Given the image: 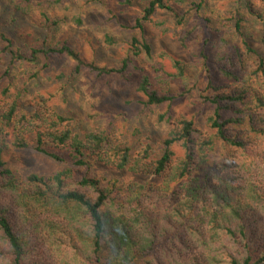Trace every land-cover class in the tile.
<instances>
[{
    "label": "trees",
    "instance_id": "1",
    "mask_svg": "<svg viewBox=\"0 0 264 264\" xmlns=\"http://www.w3.org/2000/svg\"><path fill=\"white\" fill-rule=\"evenodd\" d=\"M140 1L142 9L132 23H118L131 33L119 66L86 60L67 41L31 47L23 55L0 29V58L10 57L2 73L8 83L0 96L10 100L11 64L22 61L34 68L40 57L51 55L72 61L69 73H61L59 80L75 79L84 69L97 77L128 80L127 69L135 57L151 54L144 25H164L153 21L157 12L164 11L183 26L188 11L199 12L207 4L206 0ZM177 6L186 7V12ZM228 21L226 30L241 37L247 26L261 27L264 45V0H237ZM45 22H50L45 26L57 24L49 18ZM190 33L186 30L179 37L188 52ZM229 33L215 45L220 48L217 60L229 61L218 68L232 82L218 84L206 75L199 100L212 109L204 132L192 118L165 111L158 117L172 127L158 144L152 141L135 151L137 145L120 140L111 127L77 130L69 117L47 108V98L40 97L31 109L20 102L22 89H18L9 102L0 101V264H264V59L242 62L243 55L255 51L242 40L245 50L240 52ZM106 40L113 43L111 37ZM191 53L206 62L203 48ZM235 60L239 75L227 68ZM172 65L185 80L187 67L177 59ZM38 74L35 70L32 76ZM148 82L143 76L138 86L142 111L169 110L175 97L150 89ZM30 137L35 151L86 172L77 179L71 168L52 176L18 179L6 166L3 152L9 144L27 147ZM174 145L180 146V156ZM91 162L127 169L146 180L131 181L120 192L88 172Z\"/></svg>",
    "mask_w": 264,
    "mask_h": 264
},
{
    "label": "rangeland",
    "instance_id": "2",
    "mask_svg": "<svg viewBox=\"0 0 264 264\" xmlns=\"http://www.w3.org/2000/svg\"><path fill=\"white\" fill-rule=\"evenodd\" d=\"M206 3L199 12L188 11L183 26L177 25L174 18L164 11L157 12L153 21H162L164 25L155 26L152 22L144 25V37L151 46V54L135 57L127 69L128 80H121L118 76L97 77L86 69L75 79L69 81L65 77L59 80L57 77L61 73H69L72 61L64 56L51 55L45 60L40 57L39 64L34 68L22 61L11 64L10 100L18 89H22L20 102L31 109V105H35L40 97L47 98V108L69 117L77 130L111 127L120 140L136 144L135 151L152 141L158 144L166 135L172 124L158 117L165 111H169L173 117L192 118L195 126L204 132L207 130L206 116L212 109V106L199 100L206 86V75L210 74L218 84L232 82L218 68L228 65L229 61L217 60L216 54L220 48L215 44L220 36L228 37V18L237 0H206ZM18 5L25 7L19 10ZM142 6L140 0H133L131 4L122 3V0H0V29L23 55H27L31 47L67 41L86 60L105 66H119L128 49L131 33L121 29L118 23L131 24ZM177 8L186 12V7ZM206 17L209 22L205 21ZM47 18L56 20L57 24L45 26L50 23L45 22ZM260 28L247 26L245 37L229 33L240 52L245 50L242 40L255 51V54L243 55L240 59L242 62L256 61L258 56L264 59ZM186 30L191 31L189 52L179 40ZM106 37H111L113 43L107 42ZM202 48L207 54L205 63L191 53ZM172 59L181 61L187 67L184 70L185 80L177 76ZM9 63L8 55L0 58V92L8 83L6 78H2V73ZM230 67L237 74L240 73L237 60L227 66ZM35 70L39 74L34 78L32 74ZM143 76L148 77L150 89L175 97L169 110L166 107H152L142 111L139 99L143 95L138 86ZM10 100L0 96V101ZM28 143L25 148L9 144L3 152L6 166L18 179L30 174L52 176L66 168H71L74 179H77L86 172L83 168L58 162L35 151L32 137ZM173 150L176 156L182 154L179 145H174ZM61 155L67 157V152L62 150ZM88 172L104 185H113L120 192L131 181L146 180V177L136 176L127 169L98 162H91Z\"/></svg>",
    "mask_w": 264,
    "mask_h": 264
}]
</instances>
